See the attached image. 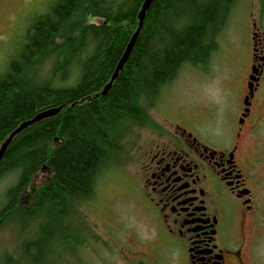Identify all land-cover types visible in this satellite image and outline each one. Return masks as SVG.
I'll return each mask as SVG.
<instances>
[{
    "label": "trees",
    "instance_id": "16d2710c",
    "mask_svg": "<svg viewBox=\"0 0 264 264\" xmlns=\"http://www.w3.org/2000/svg\"><path fill=\"white\" fill-rule=\"evenodd\" d=\"M144 1L54 0L31 20L0 72V149L21 123L63 106L16 135L0 160V182L13 178L0 228L15 223L19 233L16 254L6 253L1 264H49L57 253L81 261L77 250L87 239L78 206L95 199L101 176L122 154L127 126L155 125L150 110L181 68H206L215 36L240 0H155L127 63L102 95ZM66 222L75 224V240H57L55 226Z\"/></svg>",
    "mask_w": 264,
    "mask_h": 264
},
{
    "label": "flooded vegetation",
    "instance_id": "af4514ba",
    "mask_svg": "<svg viewBox=\"0 0 264 264\" xmlns=\"http://www.w3.org/2000/svg\"><path fill=\"white\" fill-rule=\"evenodd\" d=\"M248 47L242 82L200 102L189 124L147 128L135 148L152 235L135 233L124 264H264V7Z\"/></svg>",
    "mask_w": 264,
    "mask_h": 264
},
{
    "label": "rangeland",
    "instance_id": "374dc122",
    "mask_svg": "<svg viewBox=\"0 0 264 264\" xmlns=\"http://www.w3.org/2000/svg\"><path fill=\"white\" fill-rule=\"evenodd\" d=\"M52 1L0 0V72L16 52L31 20L46 12ZM262 7L264 0H240L232 8L226 26L215 36L217 50L211 54L206 68L184 65L177 78L163 91L155 109L150 110L156 126L165 131L180 123L189 124L182 120L187 115L196 114L200 102L224 92L227 82L244 80L249 63L251 14L258 18ZM124 134L122 154L101 176L95 199L77 208L78 219L84 223L82 234L87 239V244L77 250L81 261L71 260L69 254L57 253L51 255L49 264H124L123 258L128 251L126 245L136 241L135 233L152 235V223L145 219L147 206L137 193L132 177L134 150L151 133L130 124ZM45 176V173L38 175L34 184L38 185ZM12 179L9 177L0 182V205ZM55 230L57 240H75V224L66 222L64 226H55ZM122 232L124 236L121 237ZM18 238L15 223L0 228V264L6 253L16 254ZM153 264L170 263L169 260H159Z\"/></svg>",
    "mask_w": 264,
    "mask_h": 264
},
{
    "label": "water",
    "instance_id": "95a60500",
    "mask_svg": "<svg viewBox=\"0 0 264 264\" xmlns=\"http://www.w3.org/2000/svg\"><path fill=\"white\" fill-rule=\"evenodd\" d=\"M155 0H145L141 11L139 12V26L136 30V32L133 34V36L131 37L126 50L124 52V54L122 55L121 59L119 60V62L117 63V66L115 68V71L113 73V76L110 80V82L106 85L105 89L102 91V95H106L108 90L111 88L113 81L118 77L119 72L124 68L125 64L127 63L130 54L133 50V47L136 43V40L139 36L141 27L143 26L144 23V19L146 16V12L151 8L152 4L154 3ZM63 107H58V108H50L47 110H43L41 112H39L38 114H36L32 119L27 120L23 123L20 124V126L14 130L10 136L7 138V140L2 144L1 149H0V160L3 156V154L5 153L7 146L9 145V143L13 140V138L18 135L19 133H21L23 130H25L26 128H28L29 126H32L35 123H38V121H41L43 119L49 118V117H53L55 115H57L58 113L61 112Z\"/></svg>",
    "mask_w": 264,
    "mask_h": 264
},
{
    "label": "bare ground",
    "instance_id": "6f19581e",
    "mask_svg": "<svg viewBox=\"0 0 264 264\" xmlns=\"http://www.w3.org/2000/svg\"><path fill=\"white\" fill-rule=\"evenodd\" d=\"M153 5V4H152ZM139 16V15H138ZM129 43V42H128ZM128 45V44H127ZM127 47V46H126ZM125 50H126V48H125ZM125 50H124V52H125ZM124 52L122 53V55L124 54ZM122 55H121V57H122ZM131 55V54H130ZM121 57H120V59H121ZM119 59V60H120ZM119 62V61H118ZM114 82V81H113ZM59 107H63V106H59ZM56 108H58V107H56ZM63 109V108H62ZM50 118V117H49ZM47 119V118H46ZM44 120V119H43ZM42 121V120H41ZM41 121H38V122H41ZM36 124V123H35ZM34 125V124H33Z\"/></svg>",
    "mask_w": 264,
    "mask_h": 264
}]
</instances>
